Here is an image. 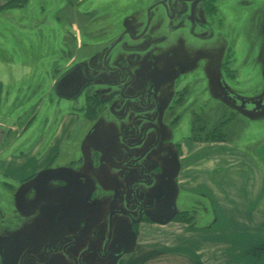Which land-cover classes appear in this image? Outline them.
<instances>
[{"label":"rangeland","instance_id":"obj_1","mask_svg":"<svg viewBox=\"0 0 264 264\" xmlns=\"http://www.w3.org/2000/svg\"><path fill=\"white\" fill-rule=\"evenodd\" d=\"M152 1L30 0L15 13L9 9L5 14L6 9H0V80L5 91L0 104V159L7 161L11 156L26 155L35 146L36 162L31 158L25 162V168H43L26 181L0 172V239L10 233L30 232L40 224L37 216L45 203V193L51 191L47 180L51 176L45 168L54 157V149L58 152L65 147L77 148L74 155L59 160L78 161L79 166H84L78 173L90 177L108 175V167L100 171L97 165L89 163L88 155L92 153L88 149L94 142L88 141L87 134L96 122L83 120L82 97L67 99L59 89L52 90V86L65 72L66 62L72 64L88 58L97 47L96 40L117 34L131 6L146 7ZM200 12L213 25V35L198 39L181 27L175 34L181 40L170 38L156 52L153 73L163 78L165 103L171 100L174 104L171 114L163 119L164 136L169 140L159 155V172L152 187L157 192V185L161 183L166 192L153 209L155 219L141 222L144 226L171 220L193 224L200 220L196 210H182L179 216L174 211L177 193L173 176L178 167L176 158L181 140L227 141L231 138L247 144L251 137L246 136L250 132L256 133V139L264 136V0H208ZM13 17L15 24H11ZM161 19L158 17L155 22ZM173 64L182 68V74L176 79L171 77ZM78 74L75 69L67 78ZM240 108L254 111L253 116L242 110L238 112ZM257 112L259 115L255 118ZM240 117L254 121H250L248 128H242L243 122L236 121ZM100 119L103 125L96 127L99 135L96 141L105 138L106 130L117 128V125L105 126V114ZM60 129L62 134L65 132L64 140L66 133L70 135L63 146V137L57 134ZM212 132L215 137L211 139ZM55 135L57 142L52 144ZM44 156L46 160L39 163L38 159ZM209 215L208 210L204 222L209 221ZM262 224L264 230V217ZM139 226L129 249L136 241ZM253 235L248 239L253 240ZM260 239L258 248L246 251L255 252L256 257L259 253L262 255L264 231ZM11 244L20 251L25 243L13 239Z\"/></svg>","mask_w":264,"mask_h":264},{"label":"flooded vegetation","instance_id":"obj_2","mask_svg":"<svg viewBox=\"0 0 264 264\" xmlns=\"http://www.w3.org/2000/svg\"><path fill=\"white\" fill-rule=\"evenodd\" d=\"M193 1L153 0L146 7L131 6L114 37L104 35L94 42L97 47L88 58L65 63L66 74L56 78L52 90L59 89L67 99L82 97L83 120L96 122L87 134L94 142L88 149L89 163L100 171L108 167L109 173L103 177L78 173L84 168L78 161L59 160L74 155L77 148L54 149L45 168L51 191L45 193L39 210L40 224L30 232L1 238L0 264H118L137 225L155 219L153 209L166 192L161 183L157 185L161 194L152 188L159 155L169 140L163 119L171 114L174 102L165 103L163 78L153 68L164 43L170 38L181 40L175 35L179 28L198 39L213 35V25L200 12L208 0H199L192 8ZM158 17L161 21L155 22ZM75 69L78 76L67 78ZM181 74V66L173 64L171 77ZM102 114L105 126L117 128L106 130L105 138L96 141ZM69 136L66 133L65 140L62 136V146ZM13 239L25 243L20 251L11 244Z\"/></svg>","mask_w":264,"mask_h":264},{"label":"crops","instance_id":"obj_3","mask_svg":"<svg viewBox=\"0 0 264 264\" xmlns=\"http://www.w3.org/2000/svg\"><path fill=\"white\" fill-rule=\"evenodd\" d=\"M8 1L0 0V9H6L5 14L9 9L15 13L30 0L20 6L3 8ZM11 24H15L14 17ZM4 95V82L0 80L1 105ZM237 110L249 116L254 113L248 109ZM254 115L257 118L259 114ZM239 120L243 122L242 128H248L254 121L245 117L236 119ZM62 131L59 130L58 136H63ZM246 137H251L247 144L231 138L227 141L181 140L176 158L178 167L173 176L177 193L174 211L196 210L200 222L171 220L145 226L139 223L135 243L118 264H264V253L256 257L255 252L246 251L260 246L264 231V136L256 139V133L250 132ZM34 155L35 146L26 155L11 156L7 161L0 159V172L25 180L43 169L25 168V162ZM46 158L40 157L38 162ZM208 210L210 218L204 222ZM252 234L254 239L249 240Z\"/></svg>","mask_w":264,"mask_h":264},{"label":"trees","instance_id":"obj_4","mask_svg":"<svg viewBox=\"0 0 264 264\" xmlns=\"http://www.w3.org/2000/svg\"><path fill=\"white\" fill-rule=\"evenodd\" d=\"M28 0H10L8 1L4 6L3 8H9V7H16V6H20L24 3H26ZM221 123V122H220ZM220 136V135H219ZM196 137V136H195ZM214 133L212 132L211 136L209 138H214ZM222 138V137H221ZM181 213L178 212V214H176V216H179ZM181 218V217H179Z\"/></svg>","mask_w":264,"mask_h":264},{"label":"water","instance_id":"obj_5","mask_svg":"<svg viewBox=\"0 0 264 264\" xmlns=\"http://www.w3.org/2000/svg\"><path fill=\"white\" fill-rule=\"evenodd\" d=\"M198 1H199V0H194V1L192 2L191 7L194 8L195 4H196ZM65 74H66V72L63 73V75H62L61 77H63ZM61 77H60V78H61ZM60 78H59V79H60Z\"/></svg>","mask_w":264,"mask_h":264}]
</instances>
